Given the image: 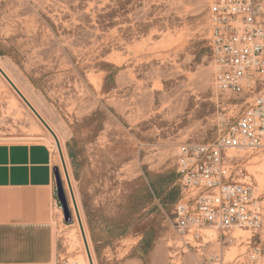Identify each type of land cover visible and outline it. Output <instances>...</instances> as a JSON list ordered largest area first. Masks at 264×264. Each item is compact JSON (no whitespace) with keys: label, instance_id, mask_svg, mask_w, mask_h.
<instances>
[{"label":"rangeland","instance_id":"obj_1","mask_svg":"<svg viewBox=\"0 0 264 264\" xmlns=\"http://www.w3.org/2000/svg\"><path fill=\"white\" fill-rule=\"evenodd\" d=\"M208 2L0 0V67L59 142L93 264H211L246 251L244 231L221 244L207 230L196 252L172 229L176 146L216 143L249 102L214 87ZM253 2L264 21V0ZM23 103L0 75V140L48 136ZM229 155L262 201L264 264V149ZM71 214L60 264H84Z\"/></svg>","mask_w":264,"mask_h":264},{"label":"built area","instance_id":"obj_2","mask_svg":"<svg viewBox=\"0 0 264 264\" xmlns=\"http://www.w3.org/2000/svg\"><path fill=\"white\" fill-rule=\"evenodd\" d=\"M259 10L253 0H209L207 39L214 87L234 98L248 97L249 102L216 143H180L174 154L180 195L171 221L181 246L199 252L211 242L207 230L214 231L221 244L240 238L232 234L236 230L249 234L243 254L227 261L219 251L210 255L211 264H263L256 242L263 226L262 201L229 155L230 150L264 149V21Z\"/></svg>","mask_w":264,"mask_h":264},{"label":"crops","instance_id":"obj_3","mask_svg":"<svg viewBox=\"0 0 264 264\" xmlns=\"http://www.w3.org/2000/svg\"><path fill=\"white\" fill-rule=\"evenodd\" d=\"M41 140H0V264L61 263L57 163Z\"/></svg>","mask_w":264,"mask_h":264},{"label":"water","instance_id":"obj_4","mask_svg":"<svg viewBox=\"0 0 264 264\" xmlns=\"http://www.w3.org/2000/svg\"><path fill=\"white\" fill-rule=\"evenodd\" d=\"M0 75L5 79V81L10 85V87L16 92V94L22 99V101L27 105V107L34 113V115L43 123V125L46 127V129L54 136V138L57 141V138L55 136V134L53 133V131L50 129V127L47 125V123L43 120V118L38 114V112L34 109V107L29 103V101L25 98V96L21 93V91L17 88V86L11 81V79L7 76V74L3 71V69L0 67ZM57 145L59 148V153L61 156V160H62V165H63V170L66 176V180H67V185L69 188V193L71 196V200L73 203V207H74V211H75V215L77 218V222L79 224V228H80V232H81V236L84 242V246H85V251L87 254V258L89 261V264H93V259L91 256V252L89 249V245L87 242V238L85 235V231L82 225V221H81V217L76 205V201L74 198V194L71 188V183L69 180V176L67 173V169H66V165H65V161H64V157L61 151V147L59 145V142L57 141ZM53 175H54V181H55V196L59 202V205L61 207V211H62V216H63V220L65 223H70L72 221V214H71V210L69 207V202H68V198H67V194L64 188V184H63V180L61 178V173H60V169L58 166H54L53 167Z\"/></svg>","mask_w":264,"mask_h":264},{"label":"bare ground","instance_id":"obj_5","mask_svg":"<svg viewBox=\"0 0 264 264\" xmlns=\"http://www.w3.org/2000/svg\"><path fill=\"white\" fill-rule=\"evenodd\" d=\"M12 81V80H11ZM24 94V93H23ZM24 104V103H23ZM24 107V106H23ZM29 113V112H28ZM40 139H42L45 143L48 144V146L50 147L51 151H52V156H53V160L59 164V169H60V173H61V178L63 180V184H64V188H65V191H66V194H67V180H66V176H65V173H64V170H63V165H62V160H61V156H60V153H59V148H58V145H57V141L56 139L54 138V136L48 131V136H43V137H39ZM33 139V138H32ZM62 151V149H61ZM63 154V152H62ZM64 157V156H63ZM65 161V159H64ZM66 165V164H65ZM67 169V168H66ZM68 173V171H67ZM69 176V175H68ZM70 180V178H69ZM71 197V196H70ZM68 195H67V198H68V202H69V207L72 211V213H74V207H73V203L71 201V198H70ZM75 198V197H74ZM76 201V200H75ZM77 205V203H76ZM79 205V204H78ZM78 208V206H77ZM79 211V209H78ZM82 221V220H81ZM75 222H76V231L79 233V236H80V245H81V250H82V253H83V256L81 258V262H83L84 264H89V261H88V258H87V254H86V251H85V246H84V242H83V239H82V236H81V232H80V228H79V224L77 222V220L75 219ZM83 225V223H82ZM84 228V227H83ZM73 232V231H72ZM235 232V231H234ZM233 232V234H234ZM236 234V233H235ZM239 236H242L243 233L241 232H238L237 233ZM210 235V234H208ZM211 236V235H210ZM234 236H237V235H234ZM75 237V236H74ZM74 242V241H73ZM75 243V242H74Z\"/></svg>","mask_w":264,"mask_h":264},{"label":"trees","instance_id":"obj_6","mask_svg":"<svg viewBox=\"0 0 264 264\" xmlns=\"http://www.w3.org/2000/svg\"><path fill=\"white\" fill-rule=\"evenodd\" d=\"M174 175H175V177H176V178H174V179L179 180V176H178L176 170H174ZM173 188L177 191V197H176V199L174 200V202L172 203V206H173V204L176 202V200L179 198V195H180V185H179L178 181H177V184L175 185V187H173Z\"/></svg>","mask_w":264,"mask_h":264}]
</instances>
